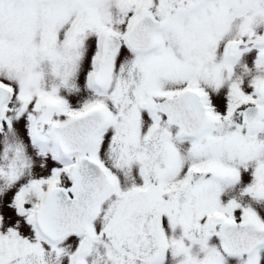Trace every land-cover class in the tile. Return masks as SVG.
I'll return each mask as SVG.
<instances>
[{
  "label": "snow or ice",
  "instance_id": "1",
  "mask_svg": "<svg viewBox=\"0 0 264 264\" xmlns=\"http://www.w3.org/2000/svg\"><path fill=\"white\" fill-rule=\"evenodd\" d=\"M0 264H264V0H0Z\"/></svg>",
  "mask_w": 264,
  "mask_h": 264
}]
</instances>
